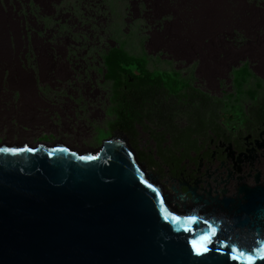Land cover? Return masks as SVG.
<instances>
[{"label":"rangeland","instance_id":"1","mask_svg":"<svg viewBox=\"0 0 264 264\" xmlns=\"http://www.w3.org/2000/svg\"><path fill=\"white\" fill-rule=\"evenodd\" d=\"M192 2L58 0L54 16L37 6L39 21L49 29L53 46H26L4 42V36L0 39V144L62 141L73 150L100 148L111 136L109 126L115 120L114 82L105 77L104 62L113 47L145 56L149 70L193 75L196 86L207 80V94L215 102L238 101L224 94L223 87H232L231 91L238 88L235 72L244 65V59L248 60L245 64L252 74L250 80L263 82L264 48L259 44H264V35L251 30L264 26V0H201L198 8H191L199 13L198 25L192 31L195 36L184 34L183 20L177 15ZM246 37L251 39L246 45H235ZM187 103L182 106L187 108ZM170 106L163 104L161 110ZM183 107H176L170 117L180 129L189 121V110ZM227 110H218L217 124L225 120ZM159 125L149 118L137 123L133 137L137 153L156 156L157 141L152 131L160 133L163 128ZM239 129L226 127L225 131L235 134ZM204 133L201 139L220 140L212 128ZM195 134L192 140H197ZM170 136L171 132H165L164 147L170 146ZM144 163L147 172L165 169V165Z\"/></svg>","mask_w":264,"mask_h":264},{"label":"water","instance_id":"2","mask_svg":"<svg viewBox=\"0 0 264 264\" xmlns=\"http://www.w3.org/2000/svg\"><path fill=\"white\" fill-rule=\"evenodd\" d=\"M240 192L175 207L117 134L85 151L1 143L0 264H264V188Z\"/></svg>","mask_w":264,"mask_h":264},{"label":"flooded vegetation","instance_id":"3","mask_svg":"<svg viewBox=\"0 0 264 264\" xmlns=\"http://www.w3.org/2000/svg\"><path fill=\"white\" fill-rule=\"evenodd\" d=\"M22 2L28 3L27 21L23 20V27L16 26L19 21H12L15 25V34L19 36L26 34L29 28L32 45L53 46L50 42V32H47L49 29L44 23L39 21L40 13L37 11V6L48 16H54L57 13L55 6H57L58 0H22ZM19 9L17 8L14 15L15 19H19ZM189 9L190 6L186 5L177 12V15L178 19L183 20L182 29L184 34H193L195 36L196 34L192 31L194 30L193 24L197 22L195 19L197 10L191 11L190 9L189 11ZM50 13L52 14L50 15ZM196 25H198V22ZM251 31L257 35H264V28H257ZM241 35L244 37L243 33ZM235 45L244 46L246 44L239 41ZM259 45L264 48V44ZM256 48L260 47L257 46ZM244 60V65H240L238 70L242 71L245 69L249 72V66L245 64L248 60ZM172 72L177 73V77L182 84H186L178 95L163 89H159L157 92H149L150 95L156 96L154 98L156 108L162 109L163 104H168L171 105L169 108L173 111L176 107H183L182 104L186 101L188 102V107H183V109L190 111L187 125L181 129L175 126V132L171 133L170 136V146L164 147L165 137L164 139L154 137L157 141V154L156 156L150 154L159 167L160 165L162 167L165 165V169H160L159 172L152 173V175L156 177L157 183L167 194L171 204L179 208L186 206L189 209L198 206L192 201V191L197 197L201 196L203 200L212 202V200L217 199L219 202L225 198H241L240 189L244 187L264 188V75L262 76L263 82L252 81L250 80L252 74L249 72L250 77L243 83L244 90L242 91L238 90L237 87L233 91L229 90L232 87H223L224 94L230 96V98L238 99V101L233 103L224 102L225 106L228 107L223 109L228 108V110L224 112L225 120L221 122V126L219 125V130H214L218 139H220L215 141L214 139L200 138L204 136L205 130L211 129L210 127L204 128V126H209V124L202 121L203 117L205 120L209 118L210 96L207 94V80H201L199 85L196 86L192 84L193 75H180L178 71ZM128 91L130 100L129 103H126L128 111L137 110L138 114H145L147 101L137 100V102H133L132 95H130V93L142 95L144 92L133 93L131 89H128ZM169 98L173 99V101H167ZM176 100L183 101L176 103ZM241 100L243 101L241 102ZM194 107L198 109L196 118L194 116L191 117V110ZM206 112L207 115H205ZM146 118L144 116V120ZM189 126L200 129V131L194 132L198 133L194 135L197 140H192L194 133H191L186 140L181 138V130ZM220 127H224V130ZM226 127L233 130L246 128V130L241 131L239 129V132L230 134L225 131ZM109 131L112 132L111 136L117 134L125 140L130 149L139 158L134 148L135 141L133 142V138L130 135H127L120 128L111 129V125L109 126ZM154 135H157V133L155 132ZM64 143L68 144V142ZM159 143H161V148ZM87 149L94 148L88 147ZM144 160L146 161L147 159H142L141 161L144 162ZM180 194L186 195L187 200H181L178 197ZM208 208L213 209L212 205H208ZM215 214L218 217L226 216L229 220L231 219L228 212L222 211L220 207L216 208Z\"/></svg>","mask_w":264,"mask_h":264},{"label":"trees","instance_id":"4","mask_svg":"<svg viewBox=\"0 0 264 264\" xmlns=\"http://www.w3.org/2000/svg\"><path fill=\"white\" fill-rule=\"evenodd\" d=\"M214 1V0H212ZM201 3V0H193L192 4H189L190 9L192 7L198 8V4ZM27 6L28 3L22 2V0H0V39L2 36L3 41L10 43L25 44L26 46L32 45V41L29 34V28L26 34H22L19 38H16L15 34V25L12 21H19V24L16 26L23 27V20L26 22L27 18ZM19 9V19H15L14 15ZM189 9V11H190ZM196 10V9H195ZM192 11V10H191ZM197 22L199 19V13L195 12ZM12 17V18H10ZM23 17V19H22ZM193 24L195 28L196 23ZM26 26V25H25ZM13 27V30H12ZM264 28V26H260ZM228 37V34H226ZM251 39L246 37L243 41L246 44ZM104 62L106 65L105 77L112 80L114 83L113 90V102L114 107L113 111L116 114V119L111 123V129L120 128L122 131L133 137L136 136V125L137 123H144V116L149 118L151 123H159L160 127L163 130L157 135H153L155 138L161 137L164 139L165 132L174 133L175 125L172 124L170 117L173 115L172 109L161 110L156 108L154 98L155 95H150L149 92H157L159 89H163L169 93H174L178 95L181 89L186 85L182 84L177 77V73L172 71L164 70H149L147 68V58L145 56H133L128 54L122 47H113L106 53L104 57ZM250 77L249 72L245 69L237 70L235 72V80L237 86L242 91L243 83L246 82ZM128 89H131V92H144L142 95H132L133 102L140 100L147 101V108L145 114H138L137 110L128 111L126 103H129ZM134 97H137L134 99ZM132 102V103H133ZM151 102V103H149ZM209 118L205 120L203 117L202 121L208 123L209 126H204L207 128H212L213 130H219V124L216 123V119L220 117L218 110L220 108H225L224 102H215L212 97L209 98ZM190 112V111H189ZM198 109L193 108L191 110V117H197ZM207 115V112L206 114ZM190 117V114H189ZM195 121V120H194ZM193 121V122H194ZM167 123L166 125L164 123ZM166 130V131H165ZM200 131L197 127H187L181 130V138L186 140L190 137L191 133ZM156 131L154 130L153 133ZM180 139V138H179ZM180 139V140H182ZM133 142L135 141L132 139ZM161 148V143H159ZM139 159H147L150 165H158L152 155L144 152H138Z\"/></svg>","mask_w":264,"mask_h":264},{"label":"snow or ice","instance_id":"5","mask_svg":"<svg viewBox=\"0 0 264 264\" xmlns=\"http://www.w3.org/2000/svg\"><path fill=\"white\" fill-rule=\"evenodd\" d=\"M148 187H152L151 185H148ZM173 219H179V217H173ZM190 220L194 219V218H189ZM210 237L209 236H204L201 238L200 242L197 241H193V246L194 248H196L197 252H203V251H207L206 248V243L209 241ZM234 259H237L238 257H233ZM249 264H251V258H249Z\"/></svg>","mask_w":264,"mask_h":264},{"label":"bare ground","instance_id":"6","mask_svg":"<svg viewBox=\"0 0 264 264\" xmlns=\"http://www.w3.org/2000/svg\"><path fill=\"white\" fill-rule=\"evenodd\" d=\"M2 51H4V50H2Z\"/></svg>","mask_w":264,"mask_h":264}]
</instances>
